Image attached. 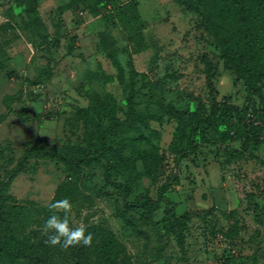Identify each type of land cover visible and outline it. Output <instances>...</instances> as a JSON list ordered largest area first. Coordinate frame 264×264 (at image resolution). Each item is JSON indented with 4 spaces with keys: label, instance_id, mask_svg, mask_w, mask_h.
<instances>
[{
    "label": "rangeland",
    "instance_id": "obj_1",
    "mask_svg": "<svg viewBox=\"0 0 264 264\" xmlns=\"http://www.w3.org/2000/svg\"><path fill=\"white\" fill-rule=\"evenodd\" d=\"M210 18L181 0H0L2 235L65 262L41 229L47 205L68 198L75 224L93 233L89 248L112 233L124 264H264V144L251 145L256 125L264 140L261 99L231 128L203 123L197 150H186L197 116L224 100L247 104L220 45L237 23ZM113 121L123 123L118 161L132 171L118 180L128 195L107 182L103 158L77 173L37 156L16 171L28 149L84 153ZM164 184L157 208L138 205L141 195L158 199ZM187 213L182 243L168 233V215Z\"/></svg>",
    "mask_w": 264,
    "mask_h": 264
},
{
    "label": "trees",
    "instance_id": "obj_2",
    "mask_svg": "<svg viewBox=\"0 0 264 264\" xmlns=\"http://www.w3.org/2000/svg\"><path fill=\"white\" fill-rule=\"evenodd\" d=\"M183 7L190 10H203L216 27L224 28L226 24L237 23L235 32L229 30L221 40V48L225 52L231 67L236 71L238 76L244 79L247 87V104L240 107L224 100L217 108H214L211 116L204 118L197 116L193 121L191 130L186 136V150L190 153L197 150V135L203 125L207 124L212 130H218L222 124L236 120L242 123L248 117L250 108L254 105L255 97L261 99V110L264 114V0H181ZM129 104L133 105V97L129 98ZM206 121V122H205ZM123 126L120 121H113L105 135L102 134L97 146L88 148L84 153H66L61 150H39L28 149L24 153L16 171L24 167L31 157L42 156L49 159H56L71 167L77 173L83 166L88 165L92 160L103 158L105 164V174L107 182L117 189L123 190L127 195L131 192L126 183L118 180L120 173L128 172L125 161L123 165L118 161L121 157L118 151L117 136ZM253 149L259 148L264 144L259 134H257V125L254 126ZM246 132L241 136L243 137ZM140 137L134 136L131 139L136 141ZM247 140L244 143L247 144ZM167 186L164 184L160 188L159 198L153 199L141 195L139 197L140 206L149 205L153 209L157 208L159 202L164 199ZM64 192L70 193L69 196L75 195L74 187L68 189L65 187ZM60 188V189H62ZM145 199L146 202H143ZM170 224L167 231L177 236L179 242L183 243L184 232L187 230V222L190 214L176 216L168 215ZM105 243L95 244V249L89 247L75 246L67 249L61 248L68 254L65 262L53 260L41 254V244L28 243L20 239L14 233L2 235L0 232V263L2 264H21L23 261L34 264H124L121 254L123 245L118 242L114 234L109 233ZM47 239V237H46ZM45 243V241H42ZM93 251V253H92ZM94 252L96 255H94Z\"/></svg>",
    "mask_w": 264,
    "mask_h": 264
},
{
    "label": "clouds",
    "instance_id": "obj_3",
    "mask_svg": "<svg viewBox=\"0 0 264 264\" xmlns=\"http://www.w3.org/2000/svg\"><path fill=\"white\" fill-rule=\"evenodd\" d=\"M47 207L52 215L42 225L41 231L47 237L45 243L53 247L59 245L64 249L92 246L93 233L87 231V226L75 224L72 218L73 204L68 198L53 200Z\"/></svg>",
    "mask_w": 264,
    "mask_h": 264
}]
</instances>
